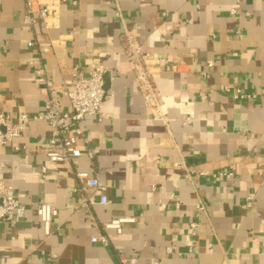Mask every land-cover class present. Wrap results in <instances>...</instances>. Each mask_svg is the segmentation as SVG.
Segmentation results:
<instances>
[{
	"label": "crops",
	"instance_id": "0c3cea01",
	"mask_svg": "<svg viewBox=\"0 0 264 264\" xmlns=\"http://www.w3.org/2000/svg\"><path fill=\"white\" fill-rule=\"evenodd\" d=\"M43 1L57 13L29 27L26 0H0V108L13 123L43 113L39 66L67 88L102 63L111 96L104 119L73 125L86 139L74 162L49 159L45 120L0 150L20 203L13 223L0 221V264H122L119 249L139 264H264V0ZM224 169L233 174L188 177ZM77 170L101 186L82 190ZM41 202L58 208L49 234ZM118 218L132 219L121 233L103 226Z\"/></svg>",
	"mask_w": 264,
	"mask_h": 264
},
{
	"label": "built area",
	"instance_id": "2783aa9c",
	"mask_svg": "<svg viewBox=\"0 0 264 264\" xmlns=\"http://www.w3.org/2000/svg\"><path fill=\"white\" fill-rule=\"evenodd\" d=\"M66 1V0H65ZM237 12L236 8L232 9V13ZM57 13L56 8L47 5L43 0H26L25 11L23 15V23L29 27H34L40 20L48 23L49 19ZM30 47H36L41 53L49 51L48 45H38L37 41H29ZM136 58V57H134ZM146 58V56H142ZM106 67L102 63H92L88 66L87 73L82 74L77 70L71 84L67 88L57 87L49 77L46 67L39 66L36 70V81L42 89L47 93L45 100L44 111L39 115H29L22 113L16 122L11 121L8 113L0 108V150L12 142L19 135L25 126L34 120H45L49 123L52 132V148L47 152V156L51 161L74 162L81 157L85 151L82 148L81 142L86 141L84 132L81 128L73 130V125L78 124L86 115L96 116L102 120L105 118L104 104L111 96V93L105 88L104 73ZM145 88L148 90L146 101L149 105L157 106L155 98V89L148 77L143 72L141 75ZM230 91V87H226ZM235 97L239 99L257 98L256 93H244L241 89L235 90ZM67 98L71 105V111H65L62 107V99ZM179 163H176V166ZM43 175L46 173V168H42ZM193 176H226L232 175L230 169H224L220 172L190 171ZM76 178L82 190L88 187L97 188L101 186L99 179L92 176L88 171L77 170ZM108 197L101 194L99 202L102 204L108 203ZM95 197L89 196L83 205L87 207L94 203ZM19 200L16 196L15 187L8 183L4 178L0 177V221L5 220L13 223L19 209ZM37 214L46 234L50 233L51 223L58 215V208L50 202H41L37 206ZM132 219L118 218L112 219L104 223L105 228H114L117 232H122V225ZM192 228L197 226V223L191 224ZM93 241H101L107 244L106 238H92ZM118 253L122 255V264H139L135 256H126L123 250L119 249Z\"/></svg>",
	"mask_w": 264,
	"mask_h": 264
}]
</instances>
